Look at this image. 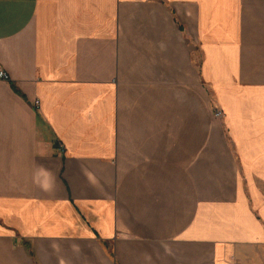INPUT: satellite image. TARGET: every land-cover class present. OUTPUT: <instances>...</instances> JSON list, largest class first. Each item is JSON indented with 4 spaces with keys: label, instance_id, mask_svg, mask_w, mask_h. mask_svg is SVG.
<instances>
[{
    "label": "crops",
    "instance_id": "crops-1",
    "mask_svg": "<svg viewBox=\"0 0 264 264\" xmlns=\"http://www.w3.org/2000/svg\"><path fill=\"white\" fill-rule=\"evenodd\" d=\"M0 70V264L264 245V0H0Z\"/></svg>",
    "mask_w": 264,
    "mask_h": 264
},
{
    "label": "rangeland",
    "instance_id": "rangeland-1",
    "mask_svg": "<svg viewBox=\"0 0 264 264\" xmlns=\"http://www.w3.org/2000/svg\"><path fill=\"white\" fill-rule=\"evenodd\" d=\"M1 71H3V70H1ZM0 78L6 79L3 77H0ZM218 110L221 111V113L223 115V112L220 108H218L217 106H214V105L211 106L210 112H211V115L213 118H216L214 115ZM222 115L219 118H221ZM216 119H218V118H216ZM240 264H264V245L254 247V249H252L251 257L247 261L240 263Z\"/></svg>",
    "mask_w": 264,
    "mask_h": 264
},
{
    "label": "built area",
    "instance_id": "built-area-1",
    "mask_svg": "<svg viewBox=\"0 0 264 264\" xmlns=\"http://www.w3.org/2000/svg\"><path fill=\"white\" fill-rule=\"evenodd\" d=\"M0 77H3V78H6V79H7V78H8V75H7L6 72L0 70ZM221 115H222L221 111L218 110V111L215 113L214 116H215L216 118H219Z\"/></svg>",
    "mask_w": 264,
    "mask_h": 264
},
{
    "label": "trees",
    "instance_id": "trees-1",
    "mask_svg": "<svg viewBox=\"0 0 264 264\" xmlns=\"http://www.w3.org/2000/svg\"><path fill=\"white\" fill-rule=\"evenodd\" d=\"M13 86H14V84H13ZM16 91H18V90L16 89Z\"/></svg>",
    "mask_w": 264,
    "mask_h": 264
}]
</instances>
